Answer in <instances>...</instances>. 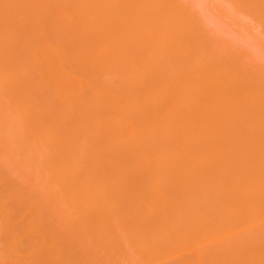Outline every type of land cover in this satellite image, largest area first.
Listing matches in <instances>:
<instances>
[{
	"label": "bare ground",
	"instance_id": "1",
	"mask_svg": "<svg viewBox=\"0 0 264 264\" xmlns=\"http://www.w3.org/2000/svg\"><path fill=\"white\" fill-rule=\"evenodd\" d=\"M191 9L0 0V264H264V69Z\"/></svg>",
	"mask_w": 264,
	"mask_h": 264
},
{
	"label": "rangeland",
	"instance_id": "2",
	"mask_svg": "<svg viewBox=\"0 0 264 264\" xmlns=\"http://www.w3.org/2000/svg\"><path fill=\"white\" fill-rule=\"evenodd\" d=\"M204 22L206 31L218 42L264 69V31L232 0H185ZM194 15V13H192ZM258 26V27H257Z\"/></svg>",
	"mask_w": 264,
	"mask_h": 264
}]
</instances>
